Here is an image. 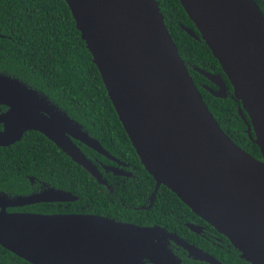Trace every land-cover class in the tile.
I'll return each mask as SVG.
<instances>
[{
    "label": "water",
    "instance_id": "obj_1",
    "mask_svg": "<svg viewBox=\"0 0 264 264\" xmlns=\"http://www.w3.org/2000/svg\"><path fill=\"white\" fill-rule=\"evenodd\" d=\"M65 2L118 119L155 182L150 204L164 185L225 235L242 259L264 264V16L259 6L254 0H179L196 31L181 28L203 40L219 62L240 101L238 113L258 146V159L236 144L208 109L157 0ZM220 90L213 94L224 97ZM0 106H5L0 108V146L38 131L107 185L74 140L117 159L46 94L0 72ZM77 199L49 184L19 195L0 189V246L31 264H145L164 258V239L173 236L157 225L92 213L7 211Z\"/></svg>",
    "mask_w": 264,
    "mask_h": 264
},
{
    "label": "trees",
    "instance_id": "obj_2",
    "mask_svg": "<svg viewBox=\"0 0 264 264\" xmlns=\"http://www.w3.org/2000/svg\"><path fill=\"white\" fill-rule=\"evenodd\" d=\"M157 1L168 32L192 79H203L192 66L214 67L215 71L221 72L219 62L205 42L191 37L181 28L185 25L196 31L179 0ZM254 2L264 16V0ZM0 33H3L0 35L1 73L16 77L46 94L96 137L106 150L113 154L112 150H122L124 160L132 164L137 162L140 170L134 180L128 181L131 187H126V191L120 185L115 187L104 175L108 184L114 186L113 192H109L42 133L28 130L15 143L0 146L1 190L10 194L25 192L27 176H33L36 181L48 180L50 185L78 196L66 207L62 206V212L97 213L135 222L151 219L164 222V211L179 208L190 211L164 185L158 187L149 209L127 207L147 204L154 181L135 154L65 0H0ZM200 90L220 127L236 144L259 159L258 146L246 132L240 131L246 128L237 111L240 101L233 93L226 98H215ZM235 130H238L237 136ZM79 147L93 162H96L95 157L106 161L87 146ZM0 264L31 263L0 246Z\"/></svg>",
    "mask_w": 264,
    "mask_h": 264
},
{
    "label": "flooded vegetation",
    "instance_id": "obj_3",
    "mask_svg": "<svg viewBox=\"0 0 264 264\" xmlns=\"http://www.w3.org/2000/svg\"><path fill=\"white\" fill-rule=\"evenodd\" d=\"M191 68L194 70V72L200 74L203 78V79H198L197 81L193 80L200 94H201L200 89H202L204 93H207L215 98H226L227 96L233 93L232 86L221 68H220L221 72L215 71L214 67L204 68V67L192 66ZM205 74H211L212 76H217V77H214V80H211ZM229 86H231V90L229 89ZM219 88L221 89L219 92L223 94L224 97H217L213 94V92H217ZM240 131L246 132V128L241 129ZM234 132H235L234 134L237 136L238 130H235ZM74 142L78 145H82L81 143H78L75 140ZM40 151L42 150H39V152ZM81 151L84 153L85 150H81ZM107 151L109 152V150ZM112 151L115 154L111 152L109 153L113 157H115V159H117L118 162L115 160H110L104 156L103 158L106 159V161H102L96 157H95L96 162H93L90 158L89 159L96 165L97 169L101 172L104 178L105 176H107L109 180L113 181L115 187H118L120 185V188L125 189L126 191V187L128 186L131 187L128 181L130 179L134 180L136 177V173L140 172L138 163L135 162L132 164L129 161H125L124 160L125 156L122 153H120L122 150H112ZM116 152H119V155ZM141 166L142 168H144L142 164ZM29 177L31 176H27L28 186L26 191L18 192L15 195L28 194L31 191H40L45 187H47V185L50 183V181L42 180V179L41 180L39 179L37 181L33 179L32 183H30L31 181L29 180ZM154 184H153V189H154ZM107 185L111 188V190L110 188L107 187ZM107 185H103V186L106 187L109 190V192H113L114 186L109 185L108 182ZM151 193L147 197L148 200L147 204H139L134 206L129 205L127 207H130L132 209H143V210L149 209L154 203V197H153L152 202L150 204ZM69 203L70 202H58V201L37 202L20 207L19 206L8 207L7 211L33 212L40 214L84 213V212H62L61 211L62 206L66 207L67 204ZM149 204L150 206L147 209L143 208L145 206H148ZM92 214H97V213H92ZM97 215H101V214H97ZM162 215L164 217L163 219L164 222L152 221V219L149 222H147L146 220L135 222L130 219H118L121 221H127L143 226L157 225L173 236L164 239V247H163L164 258L163 259L155 258L153 262L145 260L146 262L145 264H250L248 261L240 257V252L230 243L229 239L225 235L220 233L213 226H211L206 220L196 215L191 210L187 211L186 209H181V208H179L178 210L170 209L164 211ZM101 216L114 218L109 215H101ZM186 246H189L195 250L191 252Z\"/></svg>",
    "mask_w": 264,
    "mask_h": 264
},
{
    "label": "snow or ice",
    "instance_id": "obj_4",
    "mask_svg": "<svg viewBox=\"0 0 264 264\" xmlns=\"http://www.w3.org/2000/svg\"><path fill=\"white\" fill-rule=\"evenodd\" d=\"M0 35H3V33H0Z\"/></svg>",
    "mask_w": 264,
    "mask_h": 264
}]
</instances>
